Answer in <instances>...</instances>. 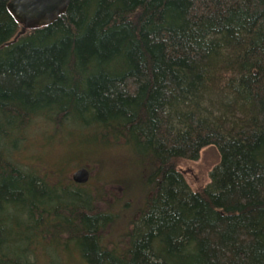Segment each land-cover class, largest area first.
Here are the masks:
<instances>
[{"label":"trees","instance_id":"obj_1","mask_svg":"<svg viewBox=\"0 0 264 264\" xmlns=\"http://www.w3.org/2000/svg\"><path fill=\"white\" fill-rule=\"evenodd\" d=\"M8 3L0 264L74 253L83 264H264V0H71L10 45L21 25ZM35 128L40 155L67 143V157L109 167L125 191L141 185L119 238L111 230L125 217L115 203L99 211L104 192L22 160ZM208 147L219 162L194 188L178 164Z\"/></svg>","mask_w":264,"mask_h":264},{"label":"rangeland","instance_id":"obj_2","mask_svg":"<svg viewBox=\"0 0 264 264\" xmlns=\"http://www.w3.org/2000/svg\"><path fill=\"white\" fill-rule=\"evenodd\" d=\"M31 136L34 144L33 146L29 147L27 152L22 154L23 156L21 155L23 161L32 164L34 162V164L38 162L45 168V170L48 171L47 176L50 178H54L52 173L55 170V173L60 174L59 178L67 181H70L73 174L78 170L83 168L88 169L90 173V179L87 185H89L93 191L99 193L104 192L105 199L100 197L101 201L98 203L99 211H106L109 208L110 203H115L117 206V209H115L116 212H119L122 217H125L119 220V222L116 223L114 228L111 230V240L114 241L115 239L119 238L118 234H121L127 228H130L128 219L137 214L136 210L138 207H142L141 204L144 200V189L141 188V185H139L140 187L135 188L134 190L129 186L130 188L126 189V192L124 189H122L121 185L115 181L119 177L112 174V171L109 167H102L101 164H96L95 162L92 163L90 160H88V158L86 160L80 158L77 161L74 158L73 160L70 157H67L65 152H67L68 156H72L68 152L67 143L62 144L66 148V150L64 149L65 152L61 151V149L54 144L52 145L53 147L48 150V154L40 155L43 152H37L36 149L40 145V142L42 145H44L43 141H46L43 131L40 128L38 130L35 128L31 131ZM82 150L83 149H81V151ZM69 151H72L73 155L79 152L76 148H72ZM87 151L88 150L85 152L88 153ZM111 158L109 159L111 160ZM218 162L219 155L217 150L213 147H208L201 152L198 161L191 162L185 160L180 162L178 165L179 169L186 175L189 183L194 188H202L208 184V174L212 168L218 164ZM52 165L56 167V169H54ZM126 168L128 169V166ZM52 169L53 172L51 171ZM127 174V180L131 184L135 183L137 179L139 181V178H137L138 176H135V173L128 172ZM103 179H105V182ZM51 182H56V180H51ZM125 201H129L130 203V210L128 212H122L120 210L121 205L124 204ZM136 216H138V214ZM37 258L38 260L36 264H48L47 261H45L43 254L38 255ZM78 258L80 261H78ZM64 259L66 263L62 261L61 264H83L79 255L77 256V253H74L72 257L64 255Z\"/></svg>","mask_w":264,"mask_h":264},{"label":"water","instance_id":"obj_3","mask_svg":"<svg viewBox=\"0 0 264 264\" xmlns=\"http://www.w3.org/2000/svg\"><path fill=\"white\" fill-rule=\"evenodd\" d=\"M8 9L20 23L21 31L15 39L8 43H15L28 30H33L55 23L67 12L71 0H8ZM76 184L84 185L90 179L88 169H80L72 177Z\"/></svg>","mask_w":264,"mask_h":264}]
</instances>
